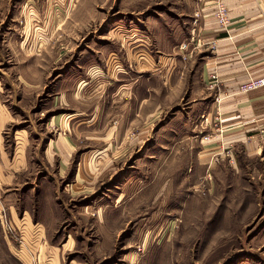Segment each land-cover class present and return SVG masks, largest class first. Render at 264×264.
<instances>
[{"label": "rangeland", "instance_id": "1", "mask_svg": "<svg viewBox=\"0 0 264 264\" xmlns=\"http://www.w3.org/2000/svg\"><path fill=\"white\" fill-rule=\"evenodd\" d=\"M169 4L0 0V264H264V164L211 153Z\"/></svg>", "mask_w": 264, "mask_h": 264}, {"label": "crops", "instance_id": "2", "mask_svg": "<svg viewBox=\"0 0 264 264\" xmlns=\"http://www.w3.org/2000/svg\"><path fill=\"white\" fill-rule=\"evenodd\" d=\"M169 2H175L178 16L166 22L163 46L170 57L178 54L177 45L196 47L201 53L202 86L195 91L201 94L198 112L202 126L215 130L211 153L217 159L233 155L235 160L243 150L253 164L257 160L264 164V87L241 90L250 79L264 75V0H228L229 30L217 22L214 0ZM3 118L0 111V120ZM258 175L264 181V170H258Z\"/></svg>", "mask_w": 264, "mask_h": 264}, {"label": "built area", "instance_id": "3", "mask_svg": "<svg viewBox=\"0 0 264 264\" xmlns=\"http://www.w3.org/2000/svg\"><path fill=\"white\" fill-rule=\"evenodd\" d=\"M214 15L222 29L229 30L231 25V16L228 7V0H214ZM213 78L215 76L213 75ZM264 87V75L258 78H252L241 86L242 91H249Z\"/></svg>", "mask_w": 264, "mask_h": 264}]
</instances>
